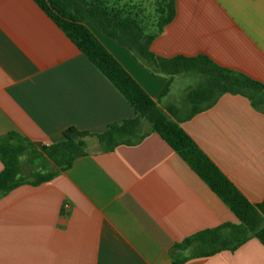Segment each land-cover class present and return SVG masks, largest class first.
<instances>
[{
    "label": "crops",
    "instance_id": "obj_1",
    "mask_svg": "<svg viewBox=\"0 0 264 264\" xmlns=\"http://www.w3.org/2000/svg\"><path fill=\"white\" fill-rule=\"evenodd\" d=\"M89 26L162 104H180L204 78L178 90L184 73L176 74L163 95L168 75ZM151 49L168 58L206 54L264 83V0H177L176 17ZM135 115L35 0H0V137L17 131L49 146L71 126L101 133ZM181 125L250 201L264 199V113L247 97L224 94ZM90 151L38 185L33 172L22 170L31 181L0 197V264H174L177 242L238 223L158 132L109 152L93 142ZM182 264H264V244L252 237L235 250Z\"/></svg>",
    "mask_w": 264,
    "mask_h": 264
},
{
    "label": "trees",
    "instance_id": "obj_2",
    "mask_svg": "<svg viewBox=\"0 0 264 264\" xmlns=\"http://www.w3.org/2000/svg\"><path fill=\"white\" fill-rule=\"evenodd\" d=\"M35 1L122 92L136 115L111 123L101 133L71 126L64 131L62 141L49 146L36 144L17 131L1 136L0 159L4 168L0 172V197L31 181L22 172V157L28 150L44 155L52 162L51 169L45 168L47 174L33 175V183L38 185L49 181L56 173L68 170L79 157L89 154V139L97 141L99 151L109 152L122 144H138L151 132H158L238 218V223L226 222L177 242L171 249L174 264L223 250H235L252 237L259 238L264 244V199L258 203L250 201L181 125L214 106L227 93L247 97L255 109L264 113V83L244 72L224 67L206 54L168 58L154 53L152 42L176 17L177 0H157L158 18L150 24L141 16L144 0ZM89 23L138 54L156 73L168 75L163 95L169 91L176 74L197 72L204 78L189 89L180 104H162L104 45ZM150 26L155 30L150 32Z\"/></svg>",
    "mask_w": 264,
    "mask_h": 264
},
{
    "label": "rangeland",
    "instance_id": "obj_3",
    "mask_svg": "<svg viewBox=\"0 0 264 264\" xmlns=\"http://www.w3.org/2000/svg\"><path fill=\"white\" fill-rule=\"evenodd\" d=\"M140 1V0H137ZM143 11L141 12V16L146 20L147 23H152L153 21H157L158 18V13H157V0H144L143 1ZM155 27L150 26L149 31H154ZM203 75L202 74H197V73H192V72H187L184 73L180 76L178 79V90L179 88H185L188 85L196 84L198 82V79L202 80ZM184 84V87L182 84ZM194 86V85H192ZM175 86L173 87V89ZM184 92V90H183ZM188 92V91H187ZM183 94V93H181ZM188 94V93H187ZM93 142L97 144L96 140L89 139V147L93 146ZM95 147H92V149H95ZM22 170L25 173H30L33 172L34 175L36 172H44L46 171L45 168L51 169L52 168V162L45 157L44 155H39L36 154V152L32 150H28L22 157ZM35 176H32L34 178Z\"/></svg>",
    "mask_w": 264,
    "mask_h": 264
}]
</instances>
